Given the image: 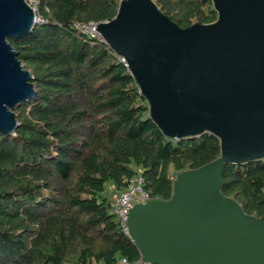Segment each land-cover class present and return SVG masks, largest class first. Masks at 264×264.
<instances>
[{"label": "trees", "instance_id": "16d2710c", "mask_svg": "<svg viewBox=\"0 0 264 264\" xmlns=\"http://www.w3.org/2000/svg\"><path fill=\"white\" fill-rule=\"evenodd\" d=\"M43 23L9 38L35 94L0 133V264H118L140 257L110 208L112 191L140 174L154 200L174 179L219 154L209 132L170 138L111 49L74 27L111 19L117 0H34ZM180 27L216 18L211 0H153ZM221 192L264 216V157L224 164Z\"/></svg>", "mask_w": 264, "mask_h": 264}, {"label": "water", "instance_id": "95a60500", "mask_svg": "<svg viewBox=\"0 0 264 264\" xmlns=\"http://www.w3.org/2000/svg\"><path fill=\"white\" fill-rule=\"evenodd\" d=\"M216 18L178 26L153 0H121L97 30L122 56L149 115L170 138L209 132L212 160L181 171L167 200L136 202L128 230L150 264H264V216L220 190L224 164L264 157V0H211ZM27 0H0V133L17 127L15 106L35 94L9 38L30 33Z\"/></svg>", "mask_w": 264, "mask_h": 264}, {"label": "built area", "instance_id": "2783aa9c", "mask_svg": "<svg viewBox=\"0 0 264 264\" xmlns=\"http://www.w3.org/2000/svg\"><path fill=\"white\" fill-rule=\"evenodd\" d=\"M121 0H117V5ZM29 6L34 11V22L35 23H43V18L37 13L36 11V1L34 0H27ZM105 21V20H103ZM103 21H76L73 23V27L80 33L96 39L98 42H101L103 44H106V41L104 38L100 35V33L97 30V25L99 22ZM108 46V45H107ZM112 51V50H111ZM113 52V51H112ZM118 60L125 66V68L129 71L128 65L126 60L113 52ZM148 191L144 187V179L140 174H135L129 180L127 181V184L125 188L118 193H116L112 199L110 200V208L112 213L114 214L117 224L121 230V232L129 238L130 241L133 242V239L131 238L128 230V212L132 205L136 202H147V201H153ZM120 262L123 264L129 263L126 261L124 257L120 259ZM135 262H138L139 264H150L148 262H143L141 260V257Z\"/></svg>", "mask_w": 264, "mask_h": 264}, {"label": "crops", "instance_id": "0c3cea01", "mask_svg": "<svg viewBox=\"0 0 264 264\" xmlns=\"http://www.w3.org/2000/svg\"><path fill=\"white\" fill-rule=\"evenodd\" d=\"M112 195H113V196L115 195L114 191H112ZM118 264H123V263H121V262L119 261ZM126 264H139V263H138V262H131V263H126Z\"/></svg>", "mask_w": 264, "mask_h": 264}]
</instances>
